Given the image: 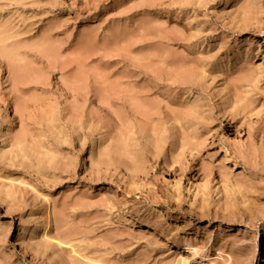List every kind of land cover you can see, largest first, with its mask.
Listing matches in <instances>:
<instances>
[{
	"label": "rangeland",
	"instance_id": "1",
	"mask_svg": "<svg viewBox=\"0 0 264 264\" xmlns=\"http://www.w3.org/2000/svg\"><path fill=\"white\" fill-rule=\"evenodd\" d=\"M187 242L264 264V0H0V264Z\"/></svg>",
	"mask_w": 264,
	"mask_h": 264
},
{
	"label": "bare ground",
	"instance_id": "2",
	"mask_svg": "<svg viewBox=\"0 0 264 264\" xmlns=\"http://www.w3.org/2000/svg\"><path fill=\"white\" fill-rule=\"evenodd\" d=\"M149 235H151V231ZM185 247L190 254V259L184 260L180 258V262H179L180 264H191V262L197 260V258L203 257V250L198 246H196L195 244H192L191 242H187L185 244Z\"/></svg>",
	"mask_w": 264,
	"mask_h": 264
}]
</instances>
